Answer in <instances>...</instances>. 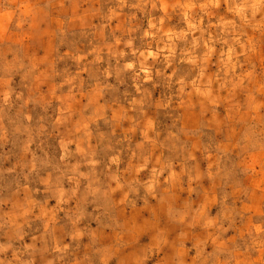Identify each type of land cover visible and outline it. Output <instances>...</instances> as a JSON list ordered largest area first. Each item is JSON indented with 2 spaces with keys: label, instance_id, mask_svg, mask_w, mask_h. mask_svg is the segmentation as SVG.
Returning a JSON list of instances; mask_svg holds the SVG:
<instances>
[{
  "label": "rangeland",
  "instance_id": "374dc122",
  "mask_svg": "<svg viewBox=\"0 0 264 264\" xmlns=\"http://www.w3.org/2000/svg\"><path fill=\"white\" fill-rule=\"evenodd\" d=\"M0 264H264V0H0Z\"/></svg>",
  "mask_w": 264,
  "mask_h": 264
}]
</instances>
